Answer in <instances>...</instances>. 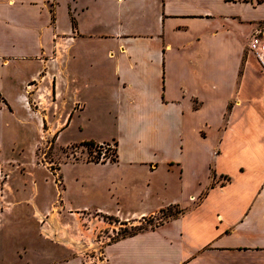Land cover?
<instances>
[{"label": "crops", "instance_id": "0c3cea01", "mask_svg": "<svg viewBox=\"0 0 264 264\" xmlns=\"http://www.w3.org/2000/svg\"><path fill=\"white\" fill-rule=\"evenodd\" d=\"M258 33L264 0H0V131L11 146L15 128L40 133L47 117L49 133L82 121L95 131L71 143L115 145L114 163L71 165L88 166L86 177L64 180L61 169V205L34 209L42 240L75 256L56 264H80L99 246L94 228L105 222L90 212L134 224L174 207L184 212L165 226L107 245V264H264ZM15 85L26 120L10 100ZM31 85L52 87L51 111L32 109L44 95L27 96ZM0 215L14 243L28 214ZM15 250L3 246L0 264L9 254L23 264Z\"/></svg>", "mask_w": 264, "mask_h": 264}, {"label": "rangeland", "instance_id": "374dc122", "mask_svg": "<svg viewBox=\"0 0 264 264\" xmlns=\"http://www.w3.org/2000/svg\"><path fill=\"white\" fill-rule=\"evenodd\" d=\"M17 87L18 85H15L10 89V100L15 105L17 113L23 114L22 118L26 120L27 112L21 110L18 99L20 91H17ZM41 88L42 92L40 91ZM36 92L42 93L44 99L31 100L32 109L46 107V111H51L54 99L52 87H34L32 85L26 87L27 96H31ZM2 107H5V103H3L0 96V108ZM4 120L13 122L15 118L8 117L6 113ZM53 120V118H45V126L40 133H37L35 127H31L29 131L22 127L15 128L16 133L11 134L15 135L18 142L14 146H11L12 144L7 140L9 137L8 132L4 131L3 134L0 131V135L4 136L5 139L4 144L0 140V214L8 212L10 209H15V211L17 209V212L23 213V216L28 214V218L24 216L26 217L24 228L13 231L14 243L8 239H5L4 242L5 235L0 234V251L3 250V246L14 244L15 251L20 256L23 264H30V259L24 258L25 255H22V252L26 254L29 249L51 257V261L47 264L61 263L75 258L71 251L52 242L42 240L41 228L43 224L37 223L34 219V209L37 206L36 208L40 209L41 212L53 211L55 207L61 205L64 191L61 169L63 170V179L72 181L75 178L86 177L89 174V169H87L89 167H82L83 165L72 167L71 165L81 163L105 165L108 162L114 163L116 159L114 144L101 146L103 144L71 143L85 140L94 135L95 131L89 129L90 126L87 127L86 121H82L85 124L84 130H79L76 126L73 128L69 126L64 132L58 129L55 133L52 131L49 133ZM81 120H77V123ZM105 150H107V159L103 161L101 152ZM182 212L184 211L181 208L174 207L165 210L164 213L136 221L134 224L90 212L95 222L98 220L102 222L103 220L105 223L102 222L94 228L93 239L99 246L95 244L96 248H92L87 252L80 264H105L107 245L136 233L165 226L173 219L178 218ZM0 218H2L1 215ZM61 224H65L63 226L68 227L72 233L76 230L74 227L77 224L70 218L63 217ZM9 255L12 256L11 258L7 257V264H20V262L14 260L13 254Z\"/></svg>", "mask_w": 264, "mask_h": 264}, {"label": "built area", "instance_id": "2783aa9c", "mask_svg": "<svg viewBox=\"0 0 264 264\" xmlns=\"http://www.w3.org/2000/svg\"><path fill=\"white\" fill-rule=\"evenodd\" d=\"M251 49L254 52L256 58L258 59L259 63L261 64L262 68L264 69V34L258 33L254 38L251 45ZM101 146H105L104 144ZM107 150L101 152V159L104 161L107 159ZM108 263V259L106 260Z\"/></svg>", "mask_w": 264, "mask_h": 264}, {"label": "trees", "instance_id": "16d2710c", "mask_svg": "<svg viewBox=\"0 0 264 264\" xmlns=\"http://www.w3.org/2000/svg\"><path fill=\"white\" fill-rule=\"evenodd\" d=\"M114 162V161H113ZM167 210H169V209H167ZM165 211H162L161 213H164ZM159 227V226H158ZM153 230V229H152ZM139 234V233H138ZM134 235H137V233L136 234H133V235H130V236H134Z\"/></svg>", "mask_w": 264, "mask_h": 264}]
</instances>
